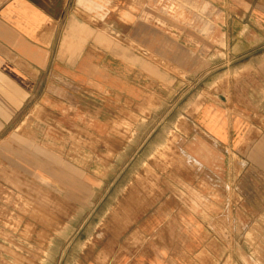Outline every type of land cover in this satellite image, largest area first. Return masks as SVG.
<instances>
[{
	"label": "crops",
	"instance_id": "0c3cea01",
	"mask_svg": "<svg viewBox=\"0 0 264 264\" xmlns=\"http://www.w3.org/2000/svg\"><path fill=\"white\" fill-rule=\"evenodd\" d=\"M94 25L115 26L187 70L186 52L208 56V42L228 54L220 86L215 79L182 117L186 166L146 182L157 186L141 190L149 204L122 213L123 228L113 226V233L139 235L128 247L132 264H218L226 250L264 249V0H0V142L14 133L54 144L62 136L108 137L120 109L116 123L133 130L126 108L141 103L130 93L141 91L140 78L152 68L130 64L134 54L110 48ZM132 114L147 120L139 109ZM114 241L83 264H113ZM9 245L0 242V264L14 262ZM249 256L241 251L240 263H252Z\"/></svg>",
	"mask_w": 264,
	"mask_h": 264
},
{
	"label": "rangeland",
	"instance_id": "374dc122",
	"mask_svg": "<svg viewBox=\"0 0 264 264\" xmlns=\"http://www.w3.org/2000/svg\"><path fill=\"white\" fill-rule=\"evenodd\" d=\"M97 14L95 18L99 17ZM98 27L94 25L95 32L110 40L113 45L110 48L119 45L134 54L130 64L152 68V72L147 69V75L140 78L141 91L130 93L141 104L135 107L129 103L132 109L126 108L127 115L139 109L147 120L138 122L130 113L133 130L124 128L116 123L123 116L120 109V113L115 111L111 116L108 137L62 136L56 137L58 144L53 143L55 138L40 140L19 133L3 137L0 142V242H8L12 247L10 252L15 256L12 264H57L60 256L61 264H70L75 254H78L77 264H83L92 251L101 254L109 242L112 247L113 240L120 248L116 244L115 248L108 249L110 262L132 264L133 251L128 247L134 244L132 238L136 241L139 235L129 230L113 233V226L123 228L122 213L133 210L136 205L149 204L147 194L141 191L157 187L147 185L149 180H166L171 170L186 166L178 143L182 117L191 114L199 99L210 87L214 88L215 79L218 78L215 87L220 86L221 63L223 68L229 67L228 54L223 57L222 53H215L214 42L207 43L213 45L205 52L208 56L186 52L190 60L187 70L163 56H155L143 42L119 35L115 26ZM93 42L101 45L96 37ZM173 50L178 54L183 52L181 47ZM105 60L117 68V62ZM227 74L225 77L229 78ZM150 77L155 80L150 82ZM124 129L127 130L124 132ZM241 251H248L250 264L264 261V249L254 248L226 250L227 254L218 264H242Z\"/></svg>",
	"mask_w": 264,
	"mask_h": 264
}]
</instances>
